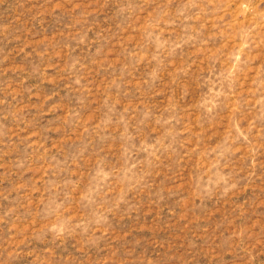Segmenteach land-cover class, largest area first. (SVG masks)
I'll return each instance as SVG.
<instances>
[{
  "label": "rangeland",
  "instance_id": "1",
  "mask_svg": "<svg viewBox=\"0 0 264 264\" xmlns=\"http://www.w3.org/2000/svg\"><path fill=\"white\" fill-rule=\"evenodd\" d=\"M0 264H264V0H0Z\"/></svg>",
  "mask_w": 264,
  "mask_h": 264
}]
</instances>
